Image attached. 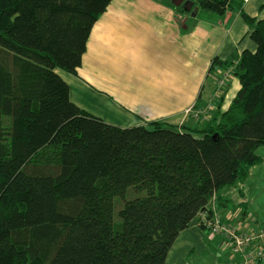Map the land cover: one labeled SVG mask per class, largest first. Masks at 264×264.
I'll return each mask as SVG.
<instances>
[{"label": "trees", "instance_id": "obj_1", "mask_svg": "<svg viewBox=\"0 0 264 264\" xmlns=\"http://www.w3.org/2000/svg\"><path fill=\"white\" fill-rule=\"evenodd\" d=\"M112 1L0 0V264H168L181 233L205 229L200 213L214 200L221 213L220 191L262 161L264 19L244 0H191L238 8L250 27L257 51L211 66L233 68L240 90L202 128H122L75 105L58 73L77 74Z\"/></svg>", "mask_w": 264, "mask_h": 264}, {"label": "crops", "instance_id": "obj_2", "mask_svg": "<svg viewBox=\"0 0 264 264\" xmlns=\"http://www.w3.org/2000/svg\"><path fill=\"white\" fill-rule=\"evenodd\" d=\"M243 9L256 20L264 19V0H245ZM193 11L188 14L166 0H113L91 31L77 74L58 71L69 85L71 101L122 128L155 121L174 127L203 126L187 112L195 105L205 108L215 88L212 77L226 70L212 71L214 60L235 63L245 51L255 53L257 44L238 8L215 14L194 4ZM240 88L237 77H232L213 117L228 110ZM258 154L262 161L250 169L247 180L218 195L229 205L220 210L222 215L241 231L255 234L264 233V146ZM191 224L206 232L210 246L218 244L223 264H239L236 256L223 251L221 237H209L196 221ZM189 229L175 242L168 264ZM262 244L260 237L255 246Z\"/></svg>", "mask_w": 264, "mask_h": 264}, {"label": "rangeland", "instance_id": "obj_3", "mask_svg": "<svg viewBox=\"0 0 264 264\" xmlns=\"http://www.w3.org/2000/svg\"><path fill=\"white\" fill-rule=\"evenodd\" d=\"M200 9L202 10L203 7H200ZM224 72L225 71H219L212 77L214 79L215 88L205 108L200 109L198 108L197 105H195L190 109V112H187L188 116L191 117V119H193L194 121L199 119L203 124V126L199 125L196 127L202 128L213 120L214 117L212 116L213 114L212 112L215 110L216 102L219 101L223 95H225V91L227 89L225 88L224 92L220 96H217V92H218L217 82ZM232 77H235L234 73L231 76V78ZM196 114L198 115V117L196 116ZM220 215L225 220L229 219L232 222L230 218L224 217L222 213H220ZM232 224L238 227V225H236L235 222L234 223L232 222ZM263 234L264 233H260L256 235L259 236ZM262 238H264V236H262ZM207 242H209V240L206 236V232L200 229L194 230V227L191 224L190 229L187 231L186 234H184V236L180 238L174 252H172L170 256V262H172L171 264H223L222 263L223 261L221 260V256H220V253H222V251L221 249L219 250L220 247L218 248V244L212 243L213 245L210 246ZM262 245L263 246H260V248L264 252V244ZM260 261H264V255L261 257ZM239 264H240V260H239Z\"/></svg>", "mask_w": 264, "mask_h": 264}, {"label": "built area", "instance_id": "obj_4", "mask_svg": "<svg viewBox=\"0 0 264 264\" xmlns=\"http://www.w3.org/2000/svg\"><path fill=\"white\" fill-rule=\"evenodd\" d=\"M233 73V68L226 69L219 78L217 82V96H220L225 88L228 87V82ZM188 112H190V110ZM196 116L198 117L197 114ZM195 121L200 120L198 119ZM217 209L214 200L213 204L199 215L201 225L209 231L210 236L221 237L223 251H229L234 256L238 257L240 264H256L257 261H260L264 252L259 246L257 247L255 245L257 239L263 235L258 236L252 232L241 231L237 226L233 225L229 219L225 220L220 213L217 212ZM211 211H214V214L209 216V212Z\"/></svg>", "mask_w": 264, "mask_h": 264}, {"label": "water", "instance_id": "obj_5", "mask_svg": "<svg viewBox=\"0 0 264 264\" xmlns=\"http://www.w3.org/2000/svg\"><path fill=\"white\" fill-rule=\"evenodd\" d=\"M167 2H170L172 5L176 6V7H182V9L187 12L188 14H192L194 15V11H193V6L194 3L191 0H187L185 2V0H166Z\"/></svg>", "mask_w": 264, "mask_h": 264}, {"label": "flooded vegetation", "instance_id": "obj_6", "mask_svg": "<svg viewBox=\"0 0 264 264\" xmlns=\"http://www.w3.org/2000/svg\"><path fill=\"white\" fill-rule=\"evenodd\" d=\"M176 1H179V0H176ZM187 0H185V2H186Z\"/></svg>", "mask_w": 264, "mask_h": 264}]
</instances>
